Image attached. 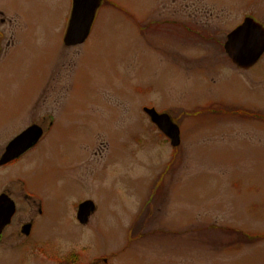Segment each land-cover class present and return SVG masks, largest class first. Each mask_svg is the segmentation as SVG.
I'll list each match as a JSON object with an SVG mask.
<instances>
[{"label": "rangeland", "instance_id": "obj_1", "mask_svg": "<svg viewBox=\"0 0 264 264\" xmlns=\"http://www.w3.org/2000/svg\"><path fill=\"white\" fill-rule=\"evenodd\" d=\"M106 2L79 47L64 44L73 0H27L11 26L0 146L54 124L0 169V194L17 190L0 264H264V122L245 116L264 117V55L244 71L224 49L247 18L264 27V0ZM148 108L178 124L179 148Z\"/></svg>", "mask_w": 264, "mask_h": 264}, {"label": "water", "instance_id": "obj_2", "mask_svg": "<svg viewBox=\"0 0 264 264\" xmlns=\"http://www.w3.org/2000/svg\"><path fill=\"white\" fill-rule=\"evenodd\" d=\"M103 0H73V9L68 29L64 38L66 47H77L86 43L96 19L97 12ZM225 52L231 62L239 69L249 71L264 55V27L251 18L229 34L224 46ZM151 122L157 126L171 142L173 148L181 146V130L174 123L169 114H159L154 109H145ZM43 131L32 127L12 142L1 164L10 163L19 158L22 153L33 148L41 139ZM22 149L16 150V146ZM96 212L93 202L87 201L79 206L77 219L82 226L89 224ZM16 213V206L10 198L0 200V237L3 231L11 224ZM25 227V233L27 232Z\"/></svg>", "mask_w": 264, "mask_h": 264}, {"label": "flooded vegetation", "instance_id": "obj_3", "mask_svg": "<svg viewBox=\"0 0 264 264\" xmlns=\"http://www.w3.org/2000/svg\"><path fill=\"white\" fill-rule=\"evenodd\" d=\"M27 0H0V57L3 55V54H6L8 51L12 52V46L14 45L13 42H12V39L14 37L11 38V35H12V29H11V26L16 22V19L18 18L19 15H23L25 16L27 13H29L30 10L26 9L22 4L23 2H25ZM30 1V0H29ZM20 3L21 5V8H18L17 4ZM7 27V29H11V31L9 33L7 32H2L1 29H3V27ZM9 39L8 42H6L5 44V40L6 39ZM11 39V40H10ZM7 47V48H6ZM54 122L52 121L50 124L47 125L46 128H43L42 125H39V123L35 122L34 124H32L31 127H38L40 128L41 130H43V137H45V134H47L48 132H50L52 130V126H53ZM30 127V128H31ZM28 128V129H30ZM27 129V130H28ZM27 130H25L24 132H26ZM24 132H22L21 134H19L16 138L12 139L11 142H9L7 145L5 146H0V169H4V168H7L9 167L10 165L14 164L15 162H19L24 156L25 154H28L29 151H33L34 149H36L38 147V145H36L34 148L32 149H29L28 151H26L25 153H22V155L19 156V158L15 159L14 161H12L11 163H9L8 165L6 164H1V162L3 161V158L4 156L6 155L7 153V149L9 148L10 144L12 142H14L18 137H20ZM42 138H41V141H42ZM40 141V142H41ZM23 146V145H22ZM22 146L20 147H16V150H20L22 149ZM3 147H5L3 149ZM12 188V187H11ZM26 187H22V191L25 189ZM12 190V191H11ZM7 189V191L3 192L6 196H8L9 198H11L13 200V196L12 195V192L13 194L16 193L15 191H17L16 189ZM13 197V198H12ZM30 196H28L27 194L24 195V199L27 200V204L28 206H43L42 204H33L32 202H29V198ZM16 204V203H15ZM38 214L39 215H43V210L42 208L40 207V209L38 210ZM32 224H34L32 222ZM34 226V225H33ZM23 227V226H22Z\"/></svg>", "mask_w": 264, "mask_h": 264}, {"label": "bare ground", "instance_id": "obj_4", "mask_svg": "<svg viewBox=\"0 0 264 264\" xmlns=\"http://www.w3.org/2000/svg\"><path fill=\"white\" fill-rule=\"evenodd\" d=\"M67 29H68V27H67ZM66 32H67V31H66ZM42 131H43V130H42ZM51 131H52V130H51ZM51 131H50V132H51ZM48 133H49V132H48ZM43 134H44V133H43ZM42 137H43V135L41 136V138H42ZM42 139H43V138H42ZM40 141H41V139L37 142L36 145H38V144L40 143ZM36 145H35V146H36ZM20 146H22V145H20ZM20 146L17 145L16 147H20ZM35 146H34V147H35ZM34 147H33V148H34ZM31 149H32V148H31ZM26 151H27V150H26ZM26 151H25V152H26ZM10 163H11V162H10ZM5 164L8 165L9 163H5ZM3 198H6V199H7V198H9V197L6 196V195L2 192V193L0 194V200H2ZM10 199H11V198H10ZM11 201H13V200L11 199ZM43 208H44V207H43ZM96 212H97V208H96ZM43 213H44V212H43ZM78 213H79V206H78L77 214H78ZM33 225L36 226V223H34V224L31 223V224L28 225V227H27V232H28V233H25V228H23V229L21 230V232L24 234L25 237H26V236H27V237L33 236V233H34V232L31 233V232L33 231ZM3 233H5V230L3 231ZM2 235H3V234H2ZM27 237H26V238H27ZM27 239H28V238H27ZM68 260H74L75 264H77V263L79 262V257H75L74 254H73L72 257L69 258ZM107 260H108V259H107Z\"/></svg>", "mask_w": 264, "mask_h": 264}, {"label": "trees", "instance_id": "obj_5", "mask_svg": "<svg viewBox=\"0 0 264 264\" xmlns=\"http://www.w3.org/2000/svg\"><path fill=\"white\" fill-rule=\"evenodd\" d=\"M111 5V4H110ZM240 113H241V115L242 114H244L243 112H238L237 114L238 115H240ZM246 117L248 116V118L249 119H253V120H261L262 122H264V117H262V115H260V114H247L246 113V115H245ZM254 238H256V239H254V240H251V242H254V241H258V240H260V239H264V238H257V237H254ZM131 239V238H130ZM66 261V260H65ZM66 264H75V262H74V260H67L66 262H65ZM79 264H80V257H79ZM92 264H99V260H97L95 263H92Z\"/></svg>", "mask_w": 264, "mask_h": 264}]
</instances>
